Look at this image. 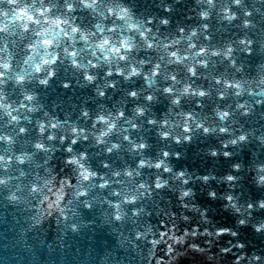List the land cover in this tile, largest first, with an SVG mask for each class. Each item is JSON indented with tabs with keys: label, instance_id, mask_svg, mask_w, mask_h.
<instances>
[{
	"label": "clouds",
	"instance_id": "obj_1",
	"mask_svg": "<svg viewBox=\"0 0 264 264\" xmlns=\"http://www.w3.org/2000/svg\"><path fill=\"white\" fill-rule=\"evenodd\" d=\"M0 189L5 264H264V0H0Z\"/></svg>",
	"mask_w": 264,
	"mask_h": 264
},
{
	"label": "water",
	"instance_id": "obj_2",
	"mask_svg": "<svg viewBox=\"0 0 264 264\" xmlns=\"http://www.w3.org/2000/svg\"><path fill=\"white\" fill-rule=\"evenodd\" d=\"M179 163V162H177ZM224 163H227L226 161ZM223 170V169H221ZM221 223H224V219L221 217ZM7 224V221L5 219V214L3 211V190L0 189V264H5V236H6V231L5 225ZM251 238V236H249ZM63 264V262H61Z\"/></svg>",
	"mask_w": 264,
	"mask_h": 264
}]
</instances>
